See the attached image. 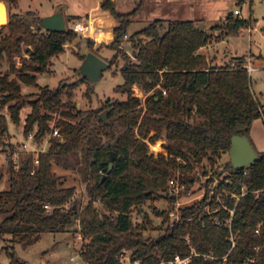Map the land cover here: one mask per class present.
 <instances>
[{
  "label": "trees",
  "instance_id": "obj_1",
  "mask_svg": "<svg viewBox=\"0 0 264 264\" xmlns=\"http://www.w3.org/2000/svg\"><path fill=\"white\" fill-rule=\"evenodd\" d=\"M19 1L0 0L8 9V24L0 32V67L8 65L0 74V109L8 111V116L0 114V145L9 144V122L17 128L23 122V135L28 138L34 133L38 145L54 130L61 137H50L47 152L38 156L34 174L31 155L22 157L19 169L8 158L10 185L0 192V239L12 237L9 242L13 246L7 249L10 264H28L16 255V244L32 245L43 234L77 233V224L84 240L81 257L86 264H120L124 249L132 252L133 261L159 264L176 256L189 257L192 248L199 256H194L190 264L220 263L203 257L210 254L227 256L221 264H264V152L256 153V163L242 170H234L227 161L216 174L222 169L231 176L217 186L211 202L206 196L183 208V223L166 228L157 239L144 234L153 226L143 212L146 203L158 198L175 201L169 196V181L179 173L182 183L193 189L195 170L205 162L214 169L228 154L234 136L250 141L253 123L264 116L243 58H234L231 67L216 68L199 54L212 42L238 36L250 26V19L229 14L211 32L199 29L195 21L156 20L130 34L138 9L124 14L118 12L115 0H101L100 9L116 22L114 40L97 47L90 39L84 42L88 53L99 56L103 49L114 53L108 61L109 70L123 61L120 73L124 83L114 91L124 99L107 100L93 108L94 88L87 80L62 81L55 90L37 84V75L50 72L54 57L75 41H83L73 30L81 17L68 16L65 23L72 26L68 28L66 23L64 33L49 32L41 25L38 12L15 11ZM217 31L221 35L215 36ZM125 42L134 60L121 49ZM24 46L27 58L23 57ZM86 56L80 55L81 61ZM17 58L21 60L19 67ZM85 83L90 108L78 109L74 100ZM22 84L36 86L39 92L24 95ZM134 87L148 95L145 109L133 95ZM27 107L30 111L23 121ZM105 111L106 120H102ZM163 135L164 153L150 154L145 140L155 144ZM111 153L115 157L110 171ZM55 166L78 172L87 183L89 202L83 209L79 208L76 187L65 186L64 178L54 172ZM232 195L239 196V201ZM96 202L104 207V213ZM135 210L144 215V225H134ZM153 210L164 224L168 223L166 210ZM231 210L235 214L230 229L227 222ZM231 232L236 247L230 252Z\"/></svg>",
  "mask_w": 264,
  "mask_h": 264
},
{
  "label": "rangeland",
  "instance_id": "obj_2",
  "mask_svg": "<svg viewBox=\"0 0 264 264\" xmlns=\"http://www.w3.org/2000/svg\"><path fill=\"white\" fill-rule=\"evenodd\" d=\"M216 2L211 1H196V9L192 10L190 7L185 6L181 7V12L177 15L179 20H196L199 29L211 32L212 28L217 26L221 20L229 14H234L236 9H241L246 18L249 15V3L244 1L241 5V0H215ZM253 12L254 16L259 18V25L257 26V31L252 32L251 34L247 33V30H243L241 36V42L245 49H252L254 57L257 61H254L252 66L255 69L253 72L249 73L251 89L255 97L263 102L261 97V89L264 88V0H253ZM79 2L80 5L88 10L90 6L89 0H20L18 7L15 9L18 11H35L38 12L40 17L43 19L45 17L51 16V13L62 12L65 16V19L68 18L69 14H76L77 8L75 5ZM91 7H95L96 3H91ZM160 4V3H159ZM155 0H116V8L120 13H130L135 9H138L137 16L135 17L132 25L129 28V33L133 34L138 31L146 28L152 21L163 19L162 16V3L159 5ZM190 4V3H188ZM7 7V6H6ZM161 8V9H160ZM101 11L94 12V15H101ZM53 15V14H52ZM202 20V21H200ZM7 23H8V9H7ZM67 27L71 28L72 24L66 22ZM82 42L75 41L72 45L66 46L64 53L54 57L50 65V72L42 73L37 75V84L40 87H49L53 90L57 89L62 81L67 83L77 82L79 80H84L82 75L79 73L80 68L83 64V61L80 59V55H88L89 49L86 45L85 39H82ZM234 41V40H233ZM225 47V46H224ZM123 52H125L130 58L134 60L130 46L125 42L123 44ZM24 54L23 57H29L23 47ZM222 52L225 53L226 49H222ZM216 53L210 52L209 60L213 63L212 66L216 68L220 67H231L229 62H222L217 60ZM114 53L110 50L103 49L99 57L108 63V61L113 57ZM18 67L21 65L20 58L16 59ZM123 65V61L120 60L119 66L113 67L111 70H106L103 73L101 79L91 85L94 88L93 108H98L102 106L107 100L116 101L119 99H124L120 94L115 93V88L124 83V79L120 73V69ZM261 69V72H258L257 69ZM8 65L4 63L0 67V74H3L7 71ZM22 93L24 95L36 94L39 92V88L36 86H27L25 84L21 85ZM87 89V84H83L77 90L75 102L77 103V108H90L89 99L85 96ZM135 97L141 100V107L145 109V99L148 96L145 94L139 87H134ZM30 111V107L24 109L22 113V120L24 121L25 117ZM0 114L8 116L7 109L1 110ZM21 131L23 132V122L21 125ZM17 128L13 123L9 122V134L10 136L6 137V140L9 144L7 146L12 151H18L20 144L27 142L26 137L23 133ZM51 135L46 137L41 144L37 145V149L40 148H49V139ZM145 142L149 145V150L154 156H158L160 153H164L163 145L166 144V137L163 135L161 140L155 144H151L149 139H146ZM253 147V146H252ZM150 153V154H151ZM27 156L26 154H24ZM24 155H21V160ZM8 155L6 152H0V192L6 191L9 189V180H10V166L8 163ZM228 154L224 155L222 159L217 163V166L214 169H210V166L207 162L203 164L204 171L213 170L214 175L216 170L221 168L223 164L229 161ZM202 167H199L195 170L197 173L202 174ZM222 170V169H221ZM54 172L64 178L65 186H75L77 189V199L79 200V208L83 209L88 202L89 197L86 190V182L82 179L81 175L72 170H66L62 167L55 166ZM217 175V174H216ZM199 185H196L193 190L196 191ZM198 191L194 193L197 195ZM187 199H182L186 201ZM168 201L165 199L158 198L155 201H149L143 207V212L149 217L153 222L152 229L146 230L144 234L146 236H151L154 239H157L164 235L166 230V224L163 223V218L158 217L153 210V207H156L159 211H165L168 208ZM95 206L98 208L100 213H104V207L96 202ZM133 223L137 226H142L145 224V218L139 210H135L132 213ZM1 220V218H0ZM75 229H78L77 233L67 232V233H56V234H43L39 241L36 243L26 246L24 244H16L15 252L16 255L23 261L28 264H42L46 262L47 264H86L83 258L81 257L80 248L84 243L83 237L79 233L80 227L79 224L74 226ZM12 237L8 236L5 239H0V264H10V260L7 256V249L13 246L9 240ZM75 260L72 261L71 259Z\"/></svg>",
  "mask_w": 264,
  "mask_h": 264
},
{
  "label": "built area",
  "instance_id": "obj_3",
  "mask_svg": "<svg viewBox=\"0 0 264 264\" xmlns=\"http://www.w3.org/2000/svg\"><path fill=\"white\" fill-rule=\"evenodd\" d=\"M234 15L240 19H243L241 17L242 15L241 9L235 10ZM93 22H94L93 19H90V18L82 19L73 24V30L79 35H81L82 37L86 38L87 34L91 33V31L93 30V27H94ZM248 33L249 34L252 33V30L250 28L248 29ZM127 39L128 37L126 36L125 40ZM121 49H124L123 45ZM252 64L253 63L250 60L247 66H245L248 73H251L255 70ZM51 137H61V135L58 130H54L53 133L51 134ZM26 139H27V142L20 143V147L18 151L16 150L12 151L11 149H9L7 145H0V152L4 151L7 153L8 157L11 158L12 161L14 162L16 169H19L22 165V160H21L22 154L31 155L33 157L32 174H34L39 165V159H38L39 154L47 152L48 147L37 149L38 144L35 141L34 133L30 134L29 137ZM204 168L205 167L203 166L201 168L203 171L202 174L197 173V171L194 172V174L197 176L196 185H199L198 189L196 190L198 191L197 195H194L196 191H194L193 189H188L187 185L182 183L180 173L169 181V196L175 199V201H173L172 203L168 201L169 204H168V208L166 209V211L168 212L169 220H168V223L166 224V228H174L176 225L183 223L184 221L182 219V209L183 208L192 206L198 201H202L206 196H208L207 201L211 202L217 186L221 184L222 180L225 177L231 176V174L225 170H220L219 175H216V174L214 175V172L212 173L213 170H209L208 173L206 174L207 171H204ZM209 181H211V183ZM244 195H246L245 187L242 188V196ZM232 198L236 199L237 201H239L240 199V197L237 195H232ZM182 199H187V200L182 201ZM217 201H220V197L217 198ZM223 208L226 209L225 206ZM45 209L50 210V207L46 205ZM206 211L208 212V214L211 213L209 205H207ZM230 214H231V218L228 220L227 225L231 229L232 218L235 214V210H231ZM215 221L217 225L221 224L219 219L216 218ZM235 239H236L235 235L231 232L228 238L229 242L231 243L230 252L236 247ZM186 241L188 242V244H190L189 237L186 238ZM82 249H83V245L80 248V253H82ZM194 256H199V255L192 248L191 256L189 257L182 258L180 256H176L173 260H161L159 264H190ZM203 257L210 261L220 262L218 264H221L227 261V256L224 258H216L213 254H210V255H203ZM71 260L74 261L75 259L72 258ZM119 263L120 264H143L142 261H133L132 252L126 249L122 250V252L119 255Z\"/></svg>",
  "mask_w": 264,
  "mask_h": 264
},
{
  "label": "crops",
  "instance_id": "obj_4",
  "mask_svg": "<svg viewBox=\"0 0 264 264\" xmlns=\"http://www.w3.org/2000/svg\"><path fill=\"white\" fill-rule=\"evenodd\" d=\"M196 1H206V0H155L156 3H162L163 5L161 6V12L163 13L162 16L164 17L163 19H158V20H168V21H195L196 20H179L180 18H177V15L181 12V7L188 6L190 9L194 10L196 9L197 3ZM211 2H216L215 0H207ZM246 0H241V5L243 2ZM249 3V15L248 18H246L243 14L241 17L244 19H250L251 23L250 26L244 28L241 30L240 34L236 37H225L221 38L218 42H212L208 44V46L202 48L199 52V54L209 58L210 52H218L216 53V58L217 60H220L222 62H229V64H234L233 62L234 58H243L244 60V65L247 66L249 61L253 63L254 61H257V59L254 57L252 49H245L243 46V43L241 42V36L243 34V30L248 33V29L250 28L252 32L257 31V26L259 25V18L254 16L253 12V4L254 1L252 0V3L247 0ZM90 6L88 7V10L83 8L82 5L79 4V2L75 5L77 8V13L76 14H69V16H79L82 19H93L94 27L91 33L87 34V37L82 39H90L95 43V47H97L100 44H105L109 45L113 42V29L116 26L115 20L106 12L102 11L100 9V3L101 0H89ZM91 3H96L95 7H91ZM190 3V4H188ZM116 4V0H115ZM159 4V5H160ZM237 10V9H236ZM96 11H101V15H94V12ZM59 13V12H57ZM57 13H51L50 15H54ZM62 13V12H61ZM65 18V16H64ZM226 19V18H225ZM156 21V20H154ZM202 21V20H200ZM223 21V20H221ZM153 22V21H152ZM198 26V25H197ZM99 28V29H98ZM199 28V27H198ZM204 31V30H203ZM249 34V33H248ZM215 36L221 35V31H217L214 33ZM234 40V41H233ZM225 46V47H224ZM222 49H226V52L223 53ZM258 72H261V69H257ZM262 72H264L262 70ZM261 97L263 99V102H260L263 109H264V88L261 89ZM21 131V128H19ZM22 132V131H21ZM23 133V132H22ZM250 142L251 145L253 146L254 150L256 153H262L264 152V116L261 119L256 120L253 123L251 132H250ZM20 144V143H19ZM42 264H47L46 262H43Z\"/></svg>",
  "mask_w": 264,
  "mask_h": 264
},
{
  "label": "water",
  "instance_id": "obj_5",
  "mask_svg": "<svg viewBox=\"0 0 264 264\" xmlns=\"http://www.w3.org/2000/svg\"><path fill=\"white\" fill-rule=\"evenodd\" d=\"M1 3V2H0ZM5 4V3H4ZM6 6V4H5ZM7 9V7H6ZM8 24V23H7ZM6 24V25H7ZM0 27V32L3 27ZM41 25L49 32H59L64 33L67 30L65 18L62 13H57L41 20ZM109 69V64L102 60L99 56L94 53H89L80 68V74L84 80H87L90 84H93L101 79L103 73ZM107 111L101 114L100 118L106 120ZM229 162L234 170H242L253 166L258 160V156L252 147L250 141L246 137L234 136L232 139L231 148L228 152ZM114 153H111L110 167L112 170L114 162ZM28 163L24 164L25 169ZM264 198V197H263Z\"/></svg>",
  "mask_w": 264,
  "mask_h": 264
},
{
  "label": "bare ground",
  "instance_id": "obj_6",
  "mask_svg": "<svg viewBox=\"0 0 264 264\" xmlns=\"http://www.w3.org/2000/svg\"><path fill=\"white\" fill-rule=\"evenodd\" d=\"M7 24V9L3 2L0 3V27Z\"/></svg>",
  "mask_w": 264,
  "mask_h": 264
}]
</instances>
